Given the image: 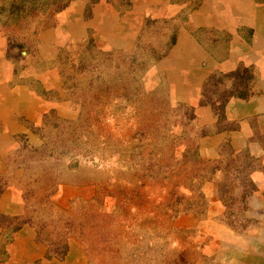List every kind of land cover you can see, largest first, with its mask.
I'll return each mask as SVG.
<instances>
[{
	"label": "rangeland",
	"instance_id": "374dc122",
	"mask_svg": "<svg viewBox=\"0 0 264 264\" xmlns=\"http://www.w3.org/2000/svg\"><path fill=\"white\" fill-rule=\"evenodd\" d=\"M10 2L0 0V29L10 53L24 60L35 54L37 32L54 16L40 11L14 18L6 11ZM148 21L143 45L129 51L102 49L88 38L62 47L52 64H38L59 68L63 93L48 96L66 110L46 116L41 147L23 144L12 163L18 169H2L0 187L18 185L26 211L1 214L0 225L4 236L31 225L46 241V257L58 264L202 258L201 225L180 218L190 211L202 216L215 169H202L192 151L184 153V145L196 148L191 107L171 100L168 87L145 81L141 62L161 55L174 33L165 22ZM232 187L221 195L235 198Z\"/></svg>",
	"mask_w": 264,
	"mask_h": 264
},
{
	"label": "crops",
	"instance_id": "0c3cea01",
	"mask_svg": "<svg viewBox=\"0 0 264 264\" xmlns=\"http://www.w3.org/2000/svg\"><path fill=\"white\" fill-rule=\"evenodd\" d=\"M51 20L24 60L10 53L0 29V174L18 169L12 163L23 144L42 146L40 127L50 112L66 110L48 96L63 93L59 68L38 64H52L62 47L88 38L102 49L129 51L143 45L145 20L165 22L173 38L149 82L193 109L197 157L202 169H215L202 216L180 218L201 225L206 237L193 264H264V0H72ZM223 183L233 185L235 198L221 195ZM22 195L11 182L0 187V215H24ZM3 229L0 264H58L31 225L8 236Z\"/></svg>",
	"mask_w": 264,
	"mask_h": 264
},
{
	"label": "trees",
	"instance_id": "16d2710c",
	"mask_svg": "<svg viewBox=\"0 0 264 264\" xmlns=\"http://www.w3.org/2000/svg\"><path fill=\"white\" fill-rule=\"evenodd\" d=\"M71 1L72 0H11L10 7L7 8L6 11L8 12L9 16H12L14 18H16L18 15L25 16V15H30V14H37L40 11H43V12L47 11L48 14L51 15L50 17H53L54 15H56V12L66 7ZM161 55H158V57L152 58L151 60L147 59L141 62L142 65H145L144 72L146 71V73H144L143 76L145 78V81H148L147 84H149L148 71L151 68V66L154 65L156 59H158ZM184 146H185V152H184L185 154H189L190 151H192L191 152L192 155L198 156L199 153H198L197 148L190 147L188 145H184ZM14 229H12L11 231H14ZM8 238L9 237H6L5 242L8 241ZM4 245L2 248H4ZM49 256L51 257L53 255H49Z\"/></svg>",
	"mask_w": 264,
	"mask_h": 264
}]
</instances>
